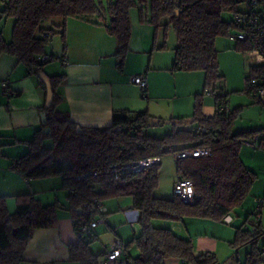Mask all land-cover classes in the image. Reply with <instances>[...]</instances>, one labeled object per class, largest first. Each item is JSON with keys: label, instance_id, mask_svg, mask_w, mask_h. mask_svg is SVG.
Here are the masks:
<instances>
[{"label": "trees", "instance_id": "obj_1", "mask_svg": "<svg viewBox=\"0 0 264 264\" xmlns=\"http://www.w3.org/2000/svg\"><path fill=\"white\" fill-rule=\"evenodd\" d=\"M2 2V16L12 17L14 22L9 40L0 30V54L16 56L26 66L28 74L43 71L48 62L63 60L62 56L48 54L46 47L51 36L57 33L62 41V53L66 52V18L88 19L95 14L109 18L106 28L117 39L114 55L121 68L130 37L129 11L139 7L141 21L148 12V22L155 29L166 30L169 24L172 26L176 47L171 69L203 71L204 88L215 87L216 82L223 79L219 74L215 40L237 27L232 20L221 18V13L233 11L234 14L240 3L239 0H112L103 6L100 0ZM54 17H60L61 22L53 28H44L43 24ZM234 48L249 50L250 45L236 42ZM42 54L47 56L44 61L38 59ZM253 71L264 73V67L251 66L250 74ZM48 78L52 88L48 104L46 87L40 80L46 121L30 140L25 141L27 151L13 158L10 168L27 181L59 176L62 188L67 190L66 201L44 204L36 194L22 192L14 195L15 211L10 212L7 196L0 195V264H20L33 231L57 227L60 209L70 213L77 236V241L68 245L70 260L78 264H97L99 252L90 248L96 238L93 233L84 237L81 232V227L94 218V213L83 205L92 198L102 201L124 195L132 196L131 208L138 213L140 228V234L124 245L127 264H165L168 257H178L186 264H219L214 252L195 253L190 239L178 236L169 227L155 225L154 221H183L192 217L224 222V217L243 203L257 178L240 157L241 144L259 137V148L264 147V138L260 137L264 128L234 132L231 123L237 108L218 110L219 106L226 107L227 92L224 91L215 96L212 115L203 114L202 95H196L192 113L174 118L170 123L172 130L160 137L145 131L151 118L147 111H115L109 126L83 127L71 120L67 109L60 108L64 100L60 84L65 75L55 74ZM191 122L192 127H181ZM133 125H137L136 132L128 130ZM46 127L50 128L47 134L43 132ZM46 139L52 141L51 147H45ZM205 146L211 149L208 156L175 160L177 176L193 182V202H183L174 192L169 198L154 196L164 153ZM152 156L160 157V163L145 172L130 173L121 169L122 164ZM260 236L259 231L236 228L230 245L251 246L242 264H259L261 252L257 244ZM132 247H136L138 253L132 254L129 250Z\"/></svg>", "mask_w": 264, "mask_h": 264}, {"label": "crops", "instance_id": "obj_2", "mask_svg": "<svg viewBox=\"0 0 264 264\" xmlns=\"http://www.w3.org/2000/svg\"><path fill=\"white\" fill-rule=\"evenodd\" d=\"M109 1L112 0H106V4ZM100 2L103 5L102 0ZM97 17V20L66 18V52L62 53V43L60 47L55 42L51 45V50L47 51L48 54L62 56L63 60L59 58L57 62L54 60L45 64L43 72L47 76L65 75L60 84L64 98L60 108L69 111L71 120L83 127H105L112 123L115 111H147L151 117L162 120L164 124H170L174 118L189 116L193 111L195 96L200 94L204 85L203 71L172 70L176 44L169 51L159 31L148 22V12L144 13V21L140 20L139 7L129 11L128 51L123 66L118 67L114 55L117 39L106 28L109 18L107 15ZM3 20L0 10V30L3 37L9 40L12 28L7 32L2 25ZM165 20L167 19L163 21ZM52 21L57 25L61 18L54 17ZM136 74H144L147 82L145 89L131 82V76ZM4 83L8 84L10 94L6 93ZM43 103V90L36 74H28L26 66L16 56L1 53L0 142L5 145H21L30 140L36 129L43 124ZM15 157L18 155L10 158ZM242 161L248 169L256 172L245 160ZM11 162L8 160L0 168V181H3L0 195L9 197L22 192L38 194L49 192L53 184L62 185L59 176L27 181L10 168ZM53 198L64 202L58 196ZM255 199L262 201L259 221L254 216ZM112 201V208L117 210V215H122L120 222L124 219L129 224L110 223L106 215L110 211V204L107 207L102 204L98 213L104 216L105 221L98 223L92 232L96 238L93 242V251L96 253L115 239L125 245L140 234L131 208L132 201ZM7 206L10 211L9 199ZM229 216L232 218L230 224L216 221V225L211 224L213 221L209 219L192 217L183 221L155 220V224L169 227L178 236L190 239L195 253L211 251L215 253L219 264H242L251 248L250 244L236 247L230 245V242L235 238L237 227L252 229L257 225L264 228V177L257 176L243 203ZM260 237L257 244L258 251L261 252L259 264H264V236ZM76 241L77 236L70 216L58 213L57 227L38 228L33 231L20 264H78L70 260L68 249V245ZM242 247H245L243 254L239 252ZM129 250L132 254L138 253L136 247ZM165 264L186 263L178 257H168Z\"/></svg>", "mask_w": 264, "mask_h": 264}, {"label": "rangeland", "instance_id": "obj_3", "mask_svg": "<svg viewBox=\"0 0 264 264\" xmlns=\"http://www.w3.org/2000/svg\"><path fill=\"white\" fill-rule=\"evenodd\" d=\"M103 6H106V0H102ZM3 7V2L0 0V10ZM237 10L243 9V4L238 3L236 6ZM98 15L89 16V20H97ZM221 18L224 20L231 21L233 19V11H223L221 13ZM56 20V19H53ZM14 19L12 17L4 18L2 25L7 32H10V28L13 25ZM56 26V23L52 21V19L47 20L44 24V28H53ZM161 34V37L166 41V46L170 50H173L176 44V37L172 26L169 24L164 30L162 27L157 29ZM165 31V32H164ZM235 30H231L234 32ZM165 33V34H164ZM54 42L61 47V38L59 34H53L50 39V43L46 47V51L51 50V45H54ZM215 46L218 51V65H219V74L223 76V79L216 82V94L220 91L227 92V102L226 108L229 111H232L237 108L236 114L232 119L231 127L234 132H240L243 130H253L264 128V98L261 101H255L248 93L245 92L246 89V79L250 75L251 66H258L264 64V57L259 54L250 55L249 50H237L234 48L235 42L231 41L226 36H218L215 40ZM58 59L55 60L57 62ZM201 103H202V112L205 115H212L215 111V97L211 95L204 94V85L200 91ZM193 126V122L182 125L181 127L184 129H188ZM172 130L171 124H159L156 126H149L145 131L154 136H163L169 133ZM261 138H264V134L260 135ZM45 147H51L52 141L50 139H46L44 141ZM17 146V147H16ZM21 146V147H18ZM28 149L27 144H17V145H5L3 142H0V168L3 167L4 163H8L13 159L10 158L12 155H23ZM18 153V154H15ZM240 157L242 160H245L248 165L254 168L257 173L256 175L264 177V147H251L245 143L241 144L240 147ZM254 161V162H253ZM257 161V162H256ZM0 169V173H1ZM176 169H175V158L171 152H166L161 156V164L159 165V182L157 188L154 190L153 194L156 197L161 198H169L173 194V182L176 178ZM40 180V179H35ZM57 184H53L50 187L51 190L49 192H40L36 195L42 199L44 204L50 203L54 201V196H58L60 200L66 201L67 190L62 188V185L55 186ZM3 186V181H0V187ZM54 187V188H53ZM47 196L49 198H47ZM11 201L10 212L15 211V198L14 196L7 197V200ZM112 200H118L122 203H131L132 196L124 195L119 197H107L103 198L101 203L107 207L110 202H114ZM12 203L14 206H12ZM111 207V208H110ZM103 208V207H102ZM105 209V208H104ZM109 213L106 215L109 217L110 223H116V225H121L120 223H126L124 219L123 222H120V217L122 215H117V210L112 208V204L109 205ZM63 209H60L58 213H65L70 216V213ZM101 211H103L101 209ZM123 212V210H121ZM120 211V212H121ZM94 218L103 219L100 223L104 222L105 218L100 213H94ZM119 218V219H118ZM210 220V219H209ZM211 224L218 225L219 222L216 220ZM215 221V222H214ZM155 224V221H154ZM105 225V224H103ZM113 225V224H112ZM136 225H138L136 223ZM158 225V224H155ZM131 232V230H130ZM264 236V235H262ZM262 236L260 238H262ZM93 242L90 244L91 250H94L95 246H93ZM134 249V248H133ZM242 249V250H241ZM239 252L241 254L244 253L245 247H242ZM134 252V251H133Z\"/></svg>", "mask_w": 264, "mask_h": 264}, {"label": "built area", "instance_id": "obj_4", "mask_svg": "<svg viewBox=\"0 0 264 264\" xmlns=\"http://www.w3.org/2000/svg\"><path fill=\"white\" fill-rule=\"evenodd\" d=\"M243 4L242 10H237L233 14V24L237 27L234 32L228 34V38L233 42H244L250 45V55L259 54L264 57V0H239ZM262 17V18H261ZM47 58L45 54L38 57L39 60L44 61ZM264 67V64L261 65ZM131 82L138 85L141 89H145L147 82L144 74H136L131 76ZM6 93L10 94V89L7 83H4ZM216 88L213 86L205 87L204 94L217 96L221 94V91L216 94ZM245 92L248 93L255 101H261L264 98V73L259 71H253L246 81ZM227 109L225 106H219L218 110L222 111ZM137 125L130 126L128 128L131 132H136ZM243 143L251 147H259L261 140L259 137H255ZM211 153V149L205 147H195L179 150L173 152L175 160L185 157H201L208 156ZM160 163V157L152 156L137 159L121 165L123 172L130 173H141L148 170L155 164ZM173 192L186 203H191L195 200V192L193 182L190 179L176 177L173 182ZM255 220L259 221L261 212V199H255ZM101 201L97 198L90 199L89 202L83 205L87 211L92 213H98L101 208ZM134 211L135 218L137 221L138 213ZM103 220V219H102ZM101 219L93 218L81 227V232L84 237H87L93 232V229ZM132 220V222L134 221ZM224 222L230 224L232 218L228 215L224 217ZM132 224V223H131ZM253 231H259L264 235V228L256 226L252 227ZM97 264H127V257L125 254L124 244L119 240L115 239L110 242L102 251L98 253Z\"/></svg>", "mask_w": 264, "mask_h": 264}, {"label": "water", "instance_id": "obj_5", "mask_svg": "<svg viewBox=\"0 0 264 264\" xmlns=\"http://www.w3.org/2000/svg\"><path fill=\"white\" fill-rule=\"evenodd\" d=\"M178 11H179V9L176 8V10H175L176 15H178ZM36 76L42 81V83L46 87V91H47V98H46L47 101H46V104H48L51 101V99H52V88H51V84H50L49 78H48V76L42 70L38 71L36 73ZM41 118H42V121L44 123L46 121V114H45V112H43L41 114ZM174 122H176V121H174ZM162 123H163L162 120H160L158 118L151 117L149 119L148 125L149 126H156V125H159V124H162ZM77 130H79V127H77ZM43 132L46 133V134L49 133L50 132V128L49 127L44 128Z\"/></svg>", "mask_w": 264, "mask_h": 264}]
</instances>
